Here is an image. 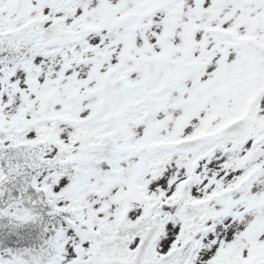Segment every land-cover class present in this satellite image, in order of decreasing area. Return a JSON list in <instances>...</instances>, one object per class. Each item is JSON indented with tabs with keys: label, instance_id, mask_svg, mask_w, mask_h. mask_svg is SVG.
Masks as SVG:
<instances>
[{
	"label": "snow or ice",
	"instance_id": "6c2138e0",
	"mask_svg": "<svg viewBox=\"0 0 264 264\" xmlns=\"http://www.w3.org/2000/svg\"><path fill=\"white\" fill-rule=\"evenodd\" d=\"M0 264H264V0H0Z\"/></svg>",
	"mask_w": 264,
	"mask_h": 264
}]
</instances>
